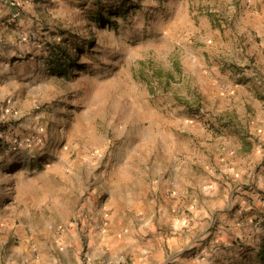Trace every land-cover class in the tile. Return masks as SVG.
Masks as SVG:
<instances>
[{
  "label": "rangeland",
  "instance_id": "obj_1",
  "mask_svg": "<svg viewBox=\"0 0 264 264\" xmlns=\"http://www.w3.org/2000/svg\"><path fill=\"white\" fill-rule=\"evenodd\" d=\"M14 5L0 264H264V0Z\"/></svg>",
  "mask_w": 264,
  "mask_h": 264
},
{
  "label": "crops",
  "instance_id": "obj_2",
  "mask_svg": "<svg viewBox=\"0 0 264 264\" xmlns=\"http://www.w3.org/2000/svg\"><path fill=\"white\" fill-rule=\"evenodd\" d=\"M11 1V2H10ZM0 0V101L2 100V36L8 38L11 35H2L3 32L6 30L3 24V20H6L9 16L10 12L13 9L14 3L20 5L21 1L23 0ZM14 1V2H13Z\"/></svg>",
  "mask_w": 264,
  "mask_h": 264
},
{
  "label": "trees",
  "instance_id": "obj_3",
  "mask_svg": "<svg viewBox=\"0 0 264 264\" xmlns=\"http://www.w3.org/2000/svg\"><path fill=\"white\" fill-rule=\"evenodd\" d=\"M122 10V9H121ZM94 19L97 22H104L106 19L104 18V14L102 12H98L96 16H94Z\"/></svg>",
  "mask_w": 264,
  "mask_h": 264
}]
</instances>
